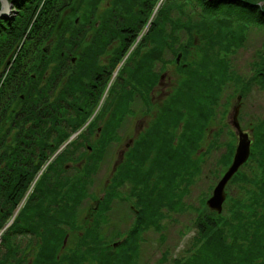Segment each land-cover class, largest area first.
I'll return each instance as SVG.
<instances>
[{"label": "trees", "instance_id": "1", "mask_svg": "<svg viewBox=\"0 0 264 264\" xmlns=\"http://www.w3.org/2000/svg\"><path fill=\"white\" fill-rule=\"evenodd\" d=\"M9 1L16 14L0 19V264H132L143 232L162 228L163 208H176L200 172V142L224 86L238 80L229 56L244 46L251 25L264 26V0ZM187 3L206 17L171 16L173 9L190 16L183 9ZM182 29L190 36L178 45ZM50 41L55 44L47 53L43 46ZM168 52L182 53L180 63L175 59L172 90L124 153L105 196L98 198L93 223L66 250L63 225L76 228L77 207L88 197L110 144L119 140L118 129L134 114L133 103L154 109L151 97L167 71ZM252 80L264 90V52ZM107 90L110 100L100 113L53 159L97 111ZM108 111L100 135L91 141L89 133ZM254 126L250 158L257 169L250 176L238 171L231 179L245 184L247 196L231 198L228 217L203 213L190 255L176 264H264V119ZM80 139L87 143L77 158L78 173L50 182L74 159L72 148ZM234 150L231 141L226 165ZM127 182L124 196L119 187ZM117 197L134 198L135 214L114 247L113 239L102 238L99 217Z\"/></svg>", "mask_w": 264, "mask_h": 264}, {"label": "rangeland", "instance_id": "2", "mask_svg": "<svg viewBox=\"0 0 264 264\" xmlns=\"http://www.w3.org/2000/svg\"><path fill=\"white\" fill-rule=\"evenodd\" d=\"M176 1L178 0H161L160 3L170 4ZM183 9L190 16L180 14L177 9L172 10L171 16L179 17L184 20L191 19L193 21H200L202 17H206L205 14H201L200 7L193 3H187ZM16 11L13 4L9 17L15 15ZM154 13L156 14V12ZM75 19L76 22L79 21V17ZM114 25H119V22H115ZM168 28L170 29L169 23ZM145 31L146 29L142 32ZM177 35L178 45L187 42L190 36L184 29L180 30V32L178 31ZM51 49L52 48H50V50ZM262 52H264V26L251 25L246 32L244 46L240 47L229 56V61L233 66L232 68L237 72L236 78L238 77V80L233 79L224 86L219 104L215 106V115L212 117L210 124H208L205 136L200 142L201 146L199 150L200 153L203 154L200 172L194 176L192 183L187 186V191L184 192L181 202L176 208H163L164 218L161 220L162 228L157 230L153 227L143 232V239L140 241L138 253L132 261H136L138 264H176V260L186 258L190 255L189 249L193 247L194 237L198 231L196 225L197 219L202 215L204 216L203 213L214 211L208 207L207 201L213 195L214 188L229 167V165H226L224 162L229 149V143L231 140L234 141L236 139L238 142V131L234 125L233 118L235 107L240 104L238 120L242 129L248 132L253 140L256 135L254 125L264 119V90L260 87L258 82L252 80V76L256 71V64ZM177 57L171 52L166 54L165 59L169 62L167 63V71L163 73L160 85L154 88L151 97V100L154 101V106L150 108L154 109L148 110L143 103L136 101L131 107L134 110V114L129 113L122 126L118 129L117 139L119 140H114L110 144L104 160L93 176L94 179L89 186L88 197H85L77 207L79 217L77 219L76 228L69 229V224L63 225L64 228L68 230L65 241L68 243L66 250L70 251L73 249L76 240L79 239V235L82 236L84 227L93 223V220L99 213L98 198H103L105 196L106 188L110 184L112 177L115 176V170L118 164L125 157L124 153L131 148L141 131L146 130L149 124L155 119L159 110L158 105L172 90L176 81L175 59L177 61ZM106 60L107 58L104 57L101 60L102 64H106L108 62ZM181 61L182 56L177 62L180 63ZM162 64L161 61L157 62L155 66L156 72L161 70ZM117 73L118 70H116L113 80L116 78ZM5 97L6 95L4 98ZM108 98L107 90L101 98L96 114L100 113L99 111L103 109L106 100H110ZM108 115L109 111L106 117L104 115L99 119L95 130L89 133L91 135V141L100 135L102 129L101 125L108 119ZM94 116L95 114L93 117ZM85 127L86 126H83L82 130ZM75 138H77V136ZM77 141L83 144H75L72 148V157L74 159L66 163L65 170L61 169L59 173L57 172L58 174L56 173L57 176L56 174L52 176L50 182L53 183L56 180L65 182V175L74 177L76 173H78L77 166H79L80 162L77 158L80 154L85 152V144L87 142L83 139ZM55 157L56 156L53 155V159ZM257 165L258 163L250 158L247 163L240 167L239 171L250 176L257 169ZM129 183L130 182H127L119 187L120 193L124 196H126V192L130 189ZM244 185L245 184L241 183V181L235 182L230 180L228 182L226 186L227 198L223 204V209L220 212L221 214H224L226 217L230 215L228 206L231 198H242L247 196ZM133 200L134 198L130 197L127 200H123L122 197H117L111 202L109 210L99 217L102 225L100 229L102 232L101 236L106 240L113 239L115 241L113 244L114 247H116L118 242V244H120L128 228L134 223L135 212L133 209ZM1 235L2 232H0V236ZM32 241L33 239L31 242ZM82 264L91 263L85 261Z\"/></svg>", "mask_w": 264, "mask_h": 264}, {"label": "water", "instance_id": "3", "mask_svg": "<svg viewBox=\"0 0 264 264\" xmlns=\"http://www.w3.org/2000/svg\"><path fill=\"white\" fill-rule=\"evenodd\" d=\"M1 7H0V19L9 17L10 12L12 11L13 2L9 0H0ZM15 11V10H14ZM55 41H52L44 46V50L49 52L50 48L54 45ZM181 54L178 55L177 60L179 61ZM240 112V104L235 107L234 113V125L239 130V143L236 148V152L234 154L233 162L229 166L228 170L225 172L223 177L217 183L216 187L214 188L213 195L208 199V205L218 212H221L223 209V203L227 197L226 193V185L229 180L233 177V175L239 170V168L249 159L251 154V139L249 138V134L244 132L240 126L238 121V115ZM80 131L73 134L70 139L72 140ZM1 239V236H0Z\"/></svg>", "mask_w": 264, "mask_h": 264}]
</instances>
